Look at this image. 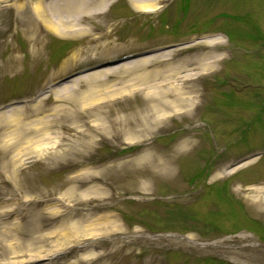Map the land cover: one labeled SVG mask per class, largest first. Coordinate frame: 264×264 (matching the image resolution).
Here are the masks:
<instances>
[{
	"label": "rangeland",
	"instance_id": "obj_1",
	"mask_svg": "<svg viewBox=\"0 0 264 264\" xmlns=\"http://www.w3.org/2000/svg\"><path fill=\"white\" fill-rule=\"evenodd\" d=\"M36 1L0 0L12 2L0 6V114L20 112L0 122V170L18 159L15 181L0 173V264H264V0H144L152 13L103 0L102 12L61 14L75 27L62 35L44 24L52 0H40L43 18ZM209 36L223 59L175 80L167 67L204 54ZM169 44L182 46L167 60L51 88ZM175 85L195 103L160 117L172 99L156 93ZM41 119L48 144L20 153Z\"/></svg>",
	"mask_w": 264,
	"mask_h": 264
},
{
	"label": "bare ground",
	"instance_id": "obj_2",
	"mask_svg": "<svg viewBox=\"0 0 264 264\" xmlns=\"http://www.w3.org/2000/svg\"><path fill=\"white\" fill-rule=\"evenodd\" d=\"M135 2L134 7L139 8L141 10H144L145 13H152L154 11V7L155 5L153 4H147L144 0H132ZM140 1V2H138ZM108 6V2L107 1H103V0H99L97 1L95 4L91 1V0H52L51 3L48 5L49 10H51V12L54 13V17L52 20H45L44 24L46 26V28L50 29L52 31V33L56 34V35H62V34H66L68 30H72L73 28H75L74 26H68V22L67 20L63 21L60 19L61 14H63L64 16L66 15V18H71L74 16H79L80 15H84V14H88L90 12L96 13V12H102L106 7ZM35 15L39 18H43L41 15L42 13V8H41V2L40 0H37L36 3L33 6ZM222 39L220 36H209L206 37L205 39H202L200 42H198L197 44H199V46H201L203 49H205V53L202 55H197V57L194 58H190L188 60H186L185 62H183L184 64H170V67H167V71L170 72V74L173 75V77L175 78V80L179 79V81H181L182 83H185L186 81H196L198 79V74L202 73H209L212 71V69L215 67V65L221 61L223 58V44H222ZM195 44V45H197ZM171 51H165V52H161L143 59V62H147L150 61L152 59L155 58H163L165 60L168 59L169 55ZM136 62H127L124 63L116 68H111V69H107V70H103L101 72H99V74H97L95 77L98 76H103L105 74L108 73H112L113 71H116V69H126V68H130L133 65H135ZM159 73V72H158ZM157 73V74H158ZM184 73V75H183ZM172 78V77H171ZM164 81H167L166 78H164ZM76 82V81H75ZM68 88V86H63L61 88H59V94L63 92V94L66 93V89ZM155 89V88H154ZM171 91L165 90L160 88L158 90V92L156 93V95H163L164 98H171L172 100L170 101H163L160 102V104H158V106L156 107L155 111L156 113H159V116L161 117L166 115L168 110L170 111H174L177 109H181V108H189L191 109L195 103V101L192 99V97L188 96V97H184L183 94H190L189 92L191 91L192 94L195 93V91L192 88H187V90L185 89V86L183 85H175L172 86V88H170ZM192 89V90H191ZM125 92V90H123ZM193 91V92H192ZM173 93V95H170V93ZM88 104V103H87ZM87 104H82V106H86ZM12 111V112H11ZM11 114L9 116L8 119H5L4 115H2L3 113L0 114V122H4V124L6 125H10L12 123L17 122L18 120H20V118L18 117L20 113L19 110L17 109H13L11 110ZM157 120V124L160 123L161 121ZM156 122V121H155ZM51 123L48 122L45 119H41L37 121V125L35 126V130L33 131L34 134H38L37 136L39 137V140H36V142L34 143V147L31 149L29 148H24L21 147L20 149V153H26V152H36V151H40L43 150V147L48 144L47 143V128L50 127ZM41 130H45L40 132ZM2 141V140H1ZM0 141V142H1ZM2 145L3 147L7 146L3 141H2ZM30 143H32V140H30ZM22 144H25V142H22ZM15 145V144H14ZM182 145L187 146L188 145V140H185L182 142ZM21 146V145H20ZM23 146V145H22ZM38 152H36L35 154H37ZM256 158H249L248 160L243 161L242 163H240L238 166L239 167H243L245 165H248L252 162H254ZM18 163V159L16 157H12L10 156V158H7L6 161H4V164L0 170V173H7L6 177L8 180H12L15 181V177H14V169L16 168ZM10 168V170H9ZM9 172V174H8ZM14 179V180H13Z\"/></svg>",
	"mask_w": 264,
	"mask_h": 264
},
{
	"label": "water",
	"instance_id": "obj_3",
	"mask_svg": "<svg viewBox=\"0 0 264 264\" xmlns=\"http://www.w3.org/2000/svg\"><path fill=\"white\" fill-rule=\"evenodd\" d=\"M117 63H112V64H107V65H102V66H100V67H98V69H102V68H106V67H111V66H114V65H116ZM92 71H94V69H91V70H89V71H87V72H84V74L85 73H88V72H92Z\"/></svg>",
	"mask_w": 264,
	"mask_h": 264
},
{
	"label": "flooded vegetation",
	"instance_id": "obj_4",
	"mask_svg": "<svg viewBox=\"0 0 264 264\" xmlns=\"http://www.w3.org/2000/svg\"><path fill=\"white\" fill-rule=\"evenodd\" d=\"M153 45H154V44H153ZM139 51H141V50L133 51V52H131V53H132V54H134V56H135V55H137V54H138V52H139ZM137 59H139V58H138V57H136V59H135V60H137Z\"/></svg>",
	"mask_w": 264,
	"mask_h": 264
}]
</instances>
